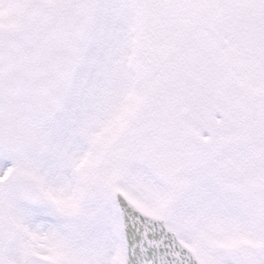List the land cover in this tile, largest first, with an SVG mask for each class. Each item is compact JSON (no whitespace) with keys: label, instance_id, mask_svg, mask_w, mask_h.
Instances as JSON below:
<instances>
[{"label":"snow or ice","instance_id":"obj_1","mask_svg":"<svg viewBox=\"0 0 264 264\" xmlns=\"http://www.w3.org/2000/svg\"><path fill=\"white\" fill-rule=\"evenodd\" d=\"M0 264H264V0H0Z\"/></svg>","mask_w":264,"mask_h":264}]
</instances>
